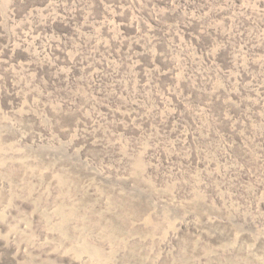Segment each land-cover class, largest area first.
<instances>
[{
    "label": "rangeland",
    "instance_id": "374dc122",
    "mask_svg": "<svg viewBox=\"0 0 264 264\" xmlns=\"http://www.w3.org/2000/svg\"><path fill=\"white\" fill-rule=\"evenodd\" d=\"M0 264H264V0H0Z\"/></svg>",
    "mask_w": 264,
    "mask_h": 264
},
{
    "label": "trees",
    "instance_id": "16d2710c",
    "mask_svg": "<svg viewBox=\"0 0 264 264\" xmlns=\"http://www.w3.org/2000/svg\"><path fill=\"white\" fill-rule=\"evenodd\" d=\"M99 7H105V3L104 2H100V4H99ZM123 10V9H122ZM124 11L125 12H127V11H129L130 12V10H128V9H124ZM127 14H128V12H127ZM123 16H125V15H123ZM128 16V15H127ZM126 18V17H125ZM128 18V17H127ZM127 20H129V19H127ZM129 24V26L130 27H128L127 26V28H130V30H134L135 29V23L134 22H131V23H128ZM61 25L62 26H64L65 28H67L68 26L67 25H64V21H61Z\"/></svg>",
    "mask_w": 264,
    "mask_h": 264
}]
</instances>
